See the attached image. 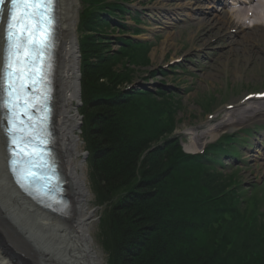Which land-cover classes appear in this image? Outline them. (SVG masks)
Segmentation results:
<instances>
[{"label":"trees","instance_id":"trees-1","mask_svg":"<svg viewBox=\"0 0 264 264\" xmlns=\"http://www.w3.org/2000/svg\"><path fill=\"white\" fill-rule=\"evenodd\" d=\"M128 1L109 6L121 12L126 31ZM89 14L81 133L103 211L99 243L107 264H264V252L248 243L251 231L238 229L239 203L234 190L222 191L224 175L203 181L208 156L184 152L172 97L134 88V67L150 65L146 43L121 38V54H113L98 44V16Z\"/></svg>","mask_w":264,"mask_h":264},{"label":"rangeland","instance_id":"rangeland-1","mask_svg":"<svg viewBox=\"0 0 264 264\" xmlns=\"http://www.w3.org/2000/svg\"><path fill=\"white\" fill-rule=\"evenodd\" d=\"M83 1L79 0V18L76 26L80 96L74 102L73 110L79 114L81 123V128L76 131L78 136L76 163L87 188L86 213L92 218L89 239L99 256V264H107V257L99 243L103 211L98 208L93 193L90 156L82 142L81 133L83 52L80 46L84 37L93 34L85 28V22L92 12L98 16L97 42L106 44L107 50L113 54H121V38L147 42L146 52L150 65L134 67L136 79L134 87L147 88L148 92L157 94L165 92L172 97L178 108L175 135L182 143L186 154L196 156L222 135L237 134L233 138L235 140L227 144L229 152L225 149H222L224 153L221 155L211 154L213 150L209 152L206 168L202 169L203 181H207L214 174L224 175L222 191L234 190L232 195L239 203L238 229L241 227L247 232L251 231L249 245L264 252V128H262L264 117H258L237 127L221 129L216 133L215 140L210 135L198 143L196 138L193 139L191 136L194 132L201 135L212 130L215 125L214 118L224 117L230 105L243 102V99L252 92L264 91V52H260L256 46L253 47L252 43L247 44L241 37L238 38L236 33L231 32L230 28L225 27L222 24L224 17L219 13L211 12L210 15L203 17L209 21L206 27H200L196 21L182 16H179V19L172 18L179 5L195 4L196 0H129L130 9L138 13L140 19L127 15L125 20L127 31L121 29L120 23H114L118 17L121 22V12L117 14L113 10L114 7L107 8L112 0H91L90 5H85ZM136 25H140L141 29L138 35ZM121 30L126 32L122 37ZM206 37L210 38L204 39ZM238 46L246 47L248 50L241 52L242 49ZM248 54H256L257 60L249 59ZM178 61L180 62L177 63ZM120 70L121 63L118 69L115 67L113 71L119 74ZM158 99L162 101L163 98L158 96ZM255 125L259 127L251 131L250 135L245 133L246 129L254 128ZM238 131L240 132L237 133ZM245 140L247 144L241 146V141ZM189 147L193 150L188 151ZM228 224L233 226L231 221ZM226 229L228 230V227Z\"/></svg>","mask_w":264,"mask_h":264},{"label":"bare ground","instance_id":"bare-ground-1","mask_svg":"<svg viewBox=\"0 0 264 264\" xmlns=\"http://www.w3.org/2000/svg\"><path fill=\"white\" fill-rule=\"evenodd\" d=\"M79 8V0H59L54 147L67 182L66 198L69 199L71 206L64 215H59L48 210L47 205V208H43L24 195L15 185L9 172L7 139L1 128L0 110V264H99V256L89 239L92 218L86 213L87 188L76 163L78 158L76 131L81 128L80 116L73 110L74 102L80 96V65L76 35ZM206 10L208 9L199 5H179L177 13H174L172 18L178 19L184 15L196 19L198 13H204ZM226 19L228 26L239 30L244 42L252 43L253 47L256 46L260 52H264V0H251L248 4L241 0ZM196 20L200 24L201 19ZM247 21H252L253 26L245 28L243 25ZM208 25L202 23L198 26ZM3 37L2 31L0 77ZM238 47L242 49L241 52L248 50L243 46ZM248 57L257 60L256 54H248ZM237 68L239 69L240 65ZM238 104L233 110L227 111L224 117H215L212 130L201 135L192 133L193 139L196 138L200 143L212 135L215 140L216 133L221 129L237 127L255 118L264 117V100ZM192 147H189L188 151H192Z\"/></svg>","mask_w":264,"mask_h":264},{"label":"snow or ice","instance_id":"snow-or-ice-1","mask_svg":"<svg viewBox=\"0 0 264 264\" xmlns=\"http://www.w3.org/2000/svg\"><path fill=\"white\" fill-rule=\"evenodd\" d=\"M56 0H12V16L7 25V36L10 41L9 52L12 56H19L21 51L27 47L28 42L33 36L41 31H44L52 22V17L49 14L53 10V5ZM5 0H0V5H3ZM3 9H0V13ZM19 12V20L15 24L11 20L16 19ZM29 33L27 39H22L19 33ZM43 47H47L44 43ZM37 52L40 49H36ZM8 67H11V62H8ZM11 73H9L10 75ZM18 178L23 181L26 175L23 172H17Z\"/></svg>","mask_w":264,"mask_h":264},{"label":"water","instance_id":"water-1","mask_svg":"<svg viewBox=\"0 0 264 264\" xmlns=\"http://www.w3.org/2000/svg\"><path fill=\"white\" fill-rule=\"evenodd\" d=\"M145 90H148L147 88H144Z\"/></svg>","mask_w":264,"mask_h":264}]
</instances>
